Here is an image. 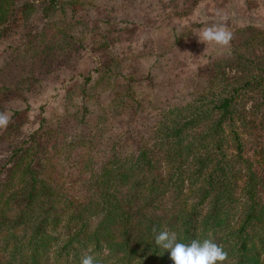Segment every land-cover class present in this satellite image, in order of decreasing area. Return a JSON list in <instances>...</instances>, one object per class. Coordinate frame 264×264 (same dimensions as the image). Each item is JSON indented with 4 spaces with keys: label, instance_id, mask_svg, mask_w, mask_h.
Returning a JSON list of instances; mask_svg holds the SVG:
<instances>
[{
    "label": "trees",
    "instance_id": "16d2710c",
    "mask_svg": "<svg viewBox=\"0 0 264 264\" xmlns=\"http://www.w3.org/2000/svg\"><path fill=\"white\" fill-rule=\"evenodd\" d=\"M58 2L0 0V35L16 12L26 20ZM232 32L224 56L203 66L197 99L166 111L151 142L122 159L77 161L79 180L64 182L42 153L62 134L39 106L37 127L0 162V264H80L88 248L103 264H173L153 226L185 242L211 232L235 264H264V27Z\"/></svg>",
    "mask_w": 264,
    "mask_h": 264
},
{
    "label": "rangeland",
    "instance_id": "374dc122",
    "mask_svg": "<svg viewBox=\"0 0 264 264\" xmlns=\"http://www.w3.org/2000/svg\"><path fill=\"white\" fill-rule=\"evenodd\" d=\"M58 3L45 13L33 6L26 20L16 12L0 35V105L19 111L0 134V162L37 127L43 105L45 124L62 136L50 135L41 150L57 159L66 183L79 180V161L97 169L149 144L166 111L199 97L203 66L227 47L204 44L195 32L222 20L231 31L264 27V0ZM93 68L83 83L79 75Z\"/></svg>",
    "mask_w": 264,
    "mask_h": 264
},
{
    "label": "clouds",
    "instance_id": "9594fccd",
    "mask_svg": "<svg viewBox=\"0 0 264 264\" xmlns=\"http://www.w3.org/2000/svg\"><path fill=\"white\" fill-rule=\"evenodd\" d=\"M200 42L214 43L217 46L229 47L234 33L228 29L226 21L222 20L195 32ZM9 114L0 112V128H6L10 123ZM153 242L163 255L167 250L173 264H235L230 260L224 246L217 243L212 233L204 238H195L185 242L177 231L167 227L152 228ZM80 264H103L101 257L97 256L92 248L85 250L80 257Z\"/></svg>",
    "mask_w": 264,
    "mask_h": 264
}]
</instances>
